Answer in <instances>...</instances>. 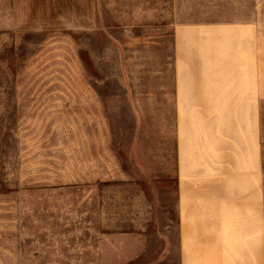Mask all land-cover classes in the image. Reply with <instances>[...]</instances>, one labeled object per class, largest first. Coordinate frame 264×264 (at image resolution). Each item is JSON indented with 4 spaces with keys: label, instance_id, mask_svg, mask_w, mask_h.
<instances>
[{
    "label": "rangeland",
    "instance_id": "1",
    "mask_svg": "<svg viewBox=\"0 0 264 264\" xmlns=\"http://www.w3.org/2000/svg\"><path fill=\"white\" fill-rule=\"evenodd\" d=\"M79 1L0 0V264H179L172 31L205 4Z\"/></svg>",
    "mask_w": 264,
    "mask_h": 264
},
{
    "label": "crops",
    "instance_id": "2",
    "mask_svg": "<svg viewBox=\"0 0 264 264\" xmlns=\"http://www.w3.org/2000/svg\"><path fill=\"white\" fill-rule=\"evenodd\" d=\"M91 3L79 1L74 28H97ZM201 3L199 16L172 31L175 109L185 131L179 264H264V13L256 0ZM189 122L205 158L187 151Z\"/></svg>",
    "mask_w": 264,
    "mask_h": 264
}]
</instances>
